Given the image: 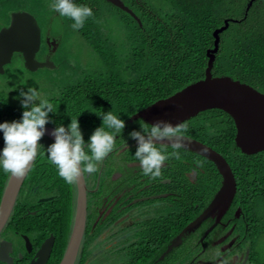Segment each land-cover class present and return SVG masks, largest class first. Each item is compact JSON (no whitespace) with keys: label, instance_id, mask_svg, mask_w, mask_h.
Returning a JSON list of instances; mask_svg holds the SVG:
<instances>
[{"label":"trees","instance_id":"obj_1","mask_svg":"<svg viewBox=\"0 0 264 264\" xmlns=\"http://www.w3.org/2000/svg\"><path fill=\"white\" fill-rule=\"evenodd\" d=\"M122 1L139 19L110 0H74L78 5L91 7L93 12L84 26L75 30L72 19L62 17L50 7L53 0H0V12L9 16L11 11L27 10L36 16L41 29L44 28L40 16L55 14L85 39L98 58V64L92 71H80L79 65L72 66L68 61L69 64L64 63L63 59L56 62L53 72L52 68L43 67L49 69L52 81L62 78L64 82L59 84L56 93L45 96L55 109L49 113L50 122L47 125L67 128L72 118L78 119L86 144L95 129L102 126V114L112 111L127 120L156 100L204 78L209 60L207 53L215 45L214 31L223 26L226 19L229 26L219 34L213 75L231 76L264 91V0ZM9 21L10 17L1 25H7ZM47 35L51 36V33L42 30V45L37 53L40 59L47 50ZM55 38L58 42V37ZM16 62L28 72H33L24 66L20 53H15L12 61L5 65V72ZM56 70H62L64 74L54 76ZM24 111L22 103L6 98L0 91L1 123L21 120ZM142 123L141 119H137L132 125ZM184 123L188 126L185 135L205 141L221 152L231 165L237 180L234 207L241 206L250 224L251 234L246 239L251 248L250 262L264 264V257L260 256L261 260H257L261 254L259 245L264 239V151L254 154L243 152L236 145L237 128L233 117L220 108L204 110ZM0 136L4 143L2 130ZM45 140H40L35 163L25 184L38 181L43 184L40 190H50L56 195L52 202L57 206L52 207L57 213L51 229L57 238L51 263L58 264L68 241L75 184L66 183L58 175L56 166L49 162L47 148L54 141ZM157 147L174 150L167 145L158 144ZM179 150L182 158L185 152L204 162L198 190L206 194L203 199L207 198L221 184L219 170L210 159L185 148ZM85 151L90 152L86 145ZM186 169H189L188 163H183L181 177L184 180ZM0 176L1 197L9 173L0 168ZM23 207H19L18 203L15 217ZM199 210L194 205L181 207L182 217H193ZM187 223H180V227ZM174 233L173 228L165 241Z\"/></svg>","mask_w":264,"mask_h":264},{"label":"flooded vegetation","instance_id":"obj_2","mask_svg":"<svg viewBox=\"0 0 264 264\" xmlns=\"http://www.w3.org/2000/svg\"><path fill=\"white\" fill-rule=\"evenodd\" d=\"M50 38L56 39L53 36ZM52 48L53 45H48L41 59L37 58H50ZM135 120H125L123 133L117 134L115 148L99 165V171L84 174L87 187L86 226L74 264H251V248L249 241H246L251 234L250 224L241 206L234 207L236 193L225 211L206 215L175 244L179 233L211 204L221 187L222 178L216 191L203 199L206 194L202 191L199 193L201 184L198 182L204 169L197 165L198 160L191 154H187L186 159L185 156L182 158L181 150L180 160L173 158L165 161L160 178L153 180L151 176H145L135 158L137 142L128 135L133 129L141 128V124L132 125ZM141 120L149 127L152 125ZM43 138H46V142L52 139L49 136ZM4 146L0 136V152ZM161 150L165 154L174 151ZM177 162L188 163L189 169L184 171L185 180L181 177V168L176 166ZM34 163L35 160L32 166ZM10 175L0 197V210ZM26 177L11 213L0 228V264H36L44 242L53 236L52 251L42 263L52 264L57 238L51 229L57 213L56 208L52 207L57 203L53 204L52 200L56 195L50 190H40L43 184L38 181L26 185ZM74 184V212L69 222L68 241L77 207L78 190L77 184ZM18 203L19 207H24L15 217ZM192 205L200 208L198 213L183 218L181 207ZM184 221L188 223L181 228L180 223ZM173 228L175 233L166 242Z\"/></svg>","mask_w":264,"mask_h":264},{"label":"water","instance_id":"obj_3","mask_svg":"<svg viewBox=\"0 0 264 264\" xmlns=\"http://www.w3.org/2000/svg\"><path fill=\"white\" fill-rule=\"evenodd\" d=\"M130 12L139 19L134 11L122 0H110ZM229 26L228 19L225 24L214 31L215 45L208 50V66L205 77L192 82L173 93L160 98L143 109L133 114L129 120L143 119L152 124L157 120L170 121L173 125L196 116L200 112L210 108H220L230 114L236 124V145L247 154L264 151V91H260L252 85L234 79L231 76H215L212 68L215 61V53L219 48L220 32ZM47 44L58 45L55 39L46 37ZM42 44V29L34 14L27 10H16L10 14V22L0 28V73L5 72V65L12 61L15 53L20 52L24 60V66L31 71L42 67L54 66L49 58L39 60L37 53ZM45 136L51 137L55 127L46 125ZM186 136V135H185ZM185 147L208 159H210L222 175V184L211 204L196 220L188 224L174 240L179 243L182 237L193 230L206 215L216 211H225L232 202L237 191V181L231 165L226 157L212 146L195 138L186 136ZM33 164V163H32ZM32 166V165H31ZM30 166V168H31ZM28 173V172H27ZM26 173V175H27ZM16 178L10 175L4 191L0 210V228L5 224L16 201L21 185L26 177ZM77 184V207L74 226L63 258L59 264H74L77 252L82 241L87 217V187L84 175ZM54 237L50 236L39 251V261L42 264L52 251ZM30 246V245H29ZM172 245L170 246L171 249Z\"/></svg>","mask_w":264,"mask_h":264},{"label":"clouds","instance_id":"obj_4","mask_svg":"<svg viewBox=\"0 0 264 264\" xmlns=\"http://www.w3.org/2000/svg\"><path fill=\"white\" fill-rule=\"evenodd\" d=\"M50 7L62 17L72 19L75 30L82 28L86 19L93 15L91 7L78 5L74 0H53ZM20 97L25 109L22 119L0 123L5 145L0 152V168L16 178L23 177L30 170L38 154L40 140L46 134V125L50 122L49 113L55 111L50 100L42 97L34 87H29L26 92L21 90ZM102 118V126L95 129L87 143L90 155L85 151L78 119L72 118L67 128L60 125L52 130L55 141L47 148L49 162L56 166L58 175L66 183L74 184L85 173L99 171V165L114 150L116 136L123 133L126 122L112 111L102 114ZM187 131L185 123L173 125L170 121L157 120L150 127L142 123L140 130L133 129L128 134L137 142L135 158L145 176H151L153 180L160 178L165 161L181 159L179 149L185 147L187 138L184 133ZM158 144H170L174 151L165 154L157 147ZM196 163L202 166V162Z\"/></svg>","mask_w":264,"mask_h":264},{"label":"rangeland","instance_id":"obj_5","mask_svg":"<svg viewBox=\"0 0 264 264\" xmlns=\"http://www.w3.org/2000/svg\"><path fill=\"white\" fill-rule=\"evenodd\" d=\"M14 11L9 12V16L5 15L6 12H0V25L6 23L8 17H10V14ZM40 18L41 24L44 28L42 29L43 32L51 33V36L58 37L59 39L57 47L55 49L52 48L50 51L52 56L51 60L55 65L46 68H52L53 72V69H56L57 67L56 62L60 59H63L65 61L64 63H70L72 66L79 65L80 71L83 69L86 71H92L93 68H95L98 64V58L78 32L62 23V19L55 16V14H42ZM111 18H113V16ZM114 22L115 21L112 23ZM46 68L42 67L31 73L25 70L21 63L16 62L11 64L6 68L8 69L6 72L0 74V91L4 92L6 98L11 99L16 103H21L22 97H20V91L23 90L26 92L29 87L36 88L37 91L41 93L42 97L53 95L56 93L59 84L64 82L62 78L52 81L49 69ZM53 74L54 76H57L63 75L64 73L62 70H56ZM49 78L51 81H49ZM183 155L188 156L187 153H183ZM181 164L182 163L177 162L176 166L181 168ZM259 248L261 254L257 256V260H261L260 256L262 258L264 257V239L260 242Z\"/></svg>","mask_w":264,"mask_h":264}]
</instances>
